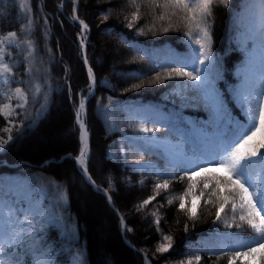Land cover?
I'll list each match as a JSON object with an SVG mask.
<instances>
[{
	"label": "trees",
	"instance_id": "1",
	"mask_svg": "<svg viewBox=\"0 0 264 264\" xmlns=\"http://www.w3.org/2000/svg\"><path fill=\"white\" fill-rule=\"evenodd\" d=\"M246 1L228 0L223 5L214 0L211 15L202 24L208 31L206 38L194 28L191 13L174 7L170 0H78V5L74 0H0V34L17 32L21 42L19 47L9 48L12 57L7 59L15 82L10 76L8 86H19L29 96L18 116L20 125L12 132L13 139L0 149V174L24 176L51 199L60 194L66 197L63 211L70 215L67 223L73 222L69 236L85 264H148L132 245L143 249L153 264H168L193 252L201 255L202 262L228 264L241 237L247 236L246 225L237 227L241 223L239 208L233 222L230 205L226 206L223 212L231 226L227 231L218 226L220 200L213 195V176L190 180L185 175L188 165L170 160L140 131L148 122L157 129L159 139L180 140L185 152L195 155L203 142L215 137L223 145L238 126L248 123L249 106L260 107L264 92V85L261 91L255 87L256 78L251 81V90L245 85L257 39L264 40V12L263 25L257 30L244 17ZM74 6L89 25L87 57L96 77L95 92L87 102L86 121L91 133L88 169L111 194L126 221L125 233L107 193L87 180L75 159L81 149L77 98L79 92L86 93L90 76L79 39L81 24L70 19ZM134 14L138 19H133ZM29 24L30 28L20 30ZM23 41H31V47ZM205 52L209 54L207 60ZM179 55L194 57L192 69L185 68ZM175 69L193 75L199 71L202 80L207 76L210 86L198 87L202 81L177 75ZM210 87L221 94L227 108H215L208 94ZM169 92L177 98L170 100ZM146 103L163 107L169 118L142 116L136 106ZM192 124L205 131L200 140ZM139 158L150 161L154 168L141 173L129 165L130 159ZM154 172L168 183L172 202L167 199L155 210L150 200L138 209L157 191L167 189L156 188ZM205 183L209 184L207 189ZM189 185H193L192 190L185 195ZM193 190L203 193L195 218L189 209L180 208L181 198ZM82 196L89 208L83 213ZM4 197L8 195L0 191V200ZM8 198L14 207L8 215L11 223L16 225L23 217L37 223L38 218L23 210L22 201ZM98 228L111 236L101 242ZM166 234L172 236V247L157 252ZM24 244L20 238L9 245V250L18 247L30 264L32 255ZM62 260L61 251L57 261ZM236 264L246 263L237 260ZM259 264H264V259L260 258Z\"/></svg>",
	"mask_w": 264,
	"mask_h": 264
},
{
	"label": "rangeland",
	"instance_id": "2",
	"mask_svg": "<svg viewBox=\"0 0 264 264\" xmlns=\"http://www.w3.org/2000/svg\"><path fill=\"white\" fill-rule=\"evenodd\" d=\"M245 4H246L245 6L246 11L244 17H246V19L250 21V25L254 26V28L258 30L263 25L262 13L264 12L263 11L264 1L247 0ZM77 5H78V0H77ZM76 14H78V10L74 6L72 9V14L70 15V19L75 20ZM9 32H14V31H9ZM88 32L89 30H87L84 34L81 26V31L79 32L80 43H81V39H83L84 43L87 44ZM256 33H258V31H256ZM257 41H258V47L257 49L254 50V57L251 63V69H249L248 81L245 83V85L246 87L248 86L249 87L248 89L251 90L253 87L251 85V81L253 78H256L255 87H259L261 91V88L264 85V40L258 38ZM84 43L83 45H81L83 57H84V45H85ZM8 51L11 52L10 49H8ZM178 59H180L183 62L186 69L187 68L190 69L195 63L194 57L187 58L184 55H179ZM196 75H200L199 71L196 72ZM15 88H21V87L16 86L13 88H9L8 83L7 84L0 83V92H7L9 96L13 95L12 90H14ZM91 92H92L91 85H89L86 93L83 94L82 92H79L77 98L78 105L81 103L82 100L83 101L85 100V97L87 95L91 96V94H93L95 91L93 93ZM208 94L210 95L218 111H222L225 108H227V103L223 100L221 94L214 87H210ZM167 95L169 96L170 100H174L177 98L176 94H172L170 92L167 93ZM251 98L252 97H249V100H251ZM9 102H11L13 106H15V104L17 103L16 99L9 101L3 95H0V105ZM258 104L260 107H263L264 98L262 96L261 99H259ZM25 107L18 108L17 112L20 114V112L23 111ZM136 109H139V113L144 117L148 115H153L157 119H168L170 116L169 112L163 109V107L159 105L156 106L146 103L141 106H136ZM18 116L12 117V119L14 120L17 126L20 125ZM5 125H6V121L3 118H0V130H2L5 127ZM143 127H147L149 129H155V131L145 132L143 131ZM15 128L12 129V132L14 131ZM192 129L195 130V133L197 135L202 134V130L196 127L194 124H192ZM140 131H141V135L145 138L146 141L150 143H155L159 147H161L163 152L170 160L184 163L188 165L189 169L194 168V170L197 171L198 174L193 176L192 179L219 175L218 172L220 173L223 171L222 169H217L215 166H213L211 171L201 172L199 171L198 167H195V165L199 164L202 160L211 159L212 157L215 156L216 152L219 150L221 146L219 145L218 141H215L214 139H210L207 143L202 145L201 152L199 154L193 155V154H187L185 152L184 148L180 145L181 144L180 140L166 139V138L159 139L157 129L148 122L144 123L141 126ZM0 135L4 136V138L6 139L7 134L0 131ZM3 147H0V149ZM122 151H123V155L126 156L127 155L126 149L122 147ZM128 163L129 165L135 167L141 173H144V171L149 173L154 168V165L150 161L144 158L141 159L139 158L138 160L130 159ZM155 172H158V169H156ZM155 172H154V179H152L154 184L155 185L163 184L164 182L162 181L161 178H158L156 176ZM3 190L8 195V197L11 196L12 198L16 199V201H22L23 210L28 215H34L36 218H38L37 223L32 222L29 219V217H27V220L31 221L30 224L24 222L26 217L19 219V222L16 225L11 223L9 221L8 215L11 214V212L14 210L13 204H11L10 199L8 197H4L3 199L1 198L0 235H2L6 240L9 241V245H12L13 243L17 242L20 238H24L25 240L24 249H27V252L32 255V260L30 264H61L62 262L60 263L57 261V254L61 251L63 252V260H64V261L62 260L63 261L62 264H85L83 254L80 251L73 249L72 246V240L69 234L73 231V225H72L73 222L71 219L69 223H67V218L70 217V215L63 211L64 210L63 208L67 203V199L64 195L60 194L59 197L51 199L48 197L47 192L44 189L35 187L33 184H31L28 181L26 177L16 173L0 174V191ZM161 193H163L162 198L159 199V195ZM153 197H155V199H152L153 202L151 203V206L153 207V209L158 210L159 208H161L163 201L167 199L171 200L172 191L168 188L166 189L165 192L159 190L155 193ZM182 199H183L184 207L189 209L191 212H195L199 210V205L200 202L202 201L201 193H197L195 192V190H193V192L190 195L183 196ZM84 200L85 199L83 196L80 197L79 199L82 213L83 211H85V209L86 211L89 210L87 203L86 201L84 202ZM225 221H227V224L225 223ZM217 224L218 226H221L220 229L223 231L224 230L227 231L230 228L229 226L230 223L225 218L224 212H221V218L218 220ZM98 234H99L98 238L100 239L101 242L105 241L106 239H108L109 236H111L110 233L104 232L103 228H98ZM166 235L171 236L170 234H166ZM251 236H252V231L248 228L247 236H242L241 242L239 244L247 243L250 240ZM172 242L173 241L171 240V244ZM160 243H167V241H164L162 239ZM104 249L105 248L102 246L101 251L104 252ZM263 254L264 253H256L254 257L251 256L245 257L243 259V262H245L246 264H259V260ZM2 255L3 254H0V256ZM197 255L201 257V255L198 252H193L184 255L182 258L176 259L175 261L170 262L168 264H181V261H186L190 258H194ZM5 258H12L14 260H17L19 261V264H29L26 262L25 259L26 257L24 253L18 247L9 250L8 256ZM200 263L210 264V260H206L205 262H202V260H200L199 264ZM193 264H196L194 259H193Z\"/></svg>",
	"mask_w": 264,
	"mask_h": 264
},
{
	"label": "snow or ice",
	"instance_id": "3",
	"mask_svg": "<svg viewBox=\"0 0 264 264\" xmlns=\"http://www.w3.org/2000/svg\"><path fill=\"white\" fill-rule=\"evenodd\" d=\"M220 4L227 5L228 0H218ZM170 3L177 8L185 10L191 13V22L194 28L203 34L204 37H208V31L206 27H202V24L207 17L211 15V7L214 0H170ZM26 6V5H25ZM167 6V5H165ZM78 19V17H76ZM107 19V17H105ZM133 19H138V16L133 15ZM83 28H88L87 24L80 21ZM131 26V25H129ZM30 28L29 25L23 26L20 30L23 32ZM191 35V32H189ZM19 37L17 32H8L6 34H0V83H9L11 76L12 81L15 82L13 74V68L10 66L8 59L11 58L12 53L8 51L10 47H19ZM29 47H31V41H23ZM84 41L81 39V45ZM197 44L201 41L198 39ZM199 51V50H197ZM208 52H205L204 58L208 59ZM86 59V57H85ZM203 64V61H200ZM177 75L188 76L193 81H202L199 86H210L208 85L207 76L202 80L200 75H193L190 72H186L183 69L174 70ZM171 75V73H169ZM94 80V77H93ZM139 87V85H135ZM38 90V89H37ZM13 95L9 96L7 92H0L9 101L16 99L17 103L15 106L11 102L0 105V118L6 121L5 127L0 130L7 134L6 139L0 135V147H3L8 141L13 139L11 132L12 129L17 127L12 117L18 116V108H23L28 104L29 96L22 88H15L12 90ZM264 96V92L261 93ZM243 99H247L243 97ZM84 111V102L81 101L80 107L77 111V123L80 127V141L81 149L79 156L75 159L81 166H84L86 172V158L88 153V131L84 125L81 114ZM248 123L246 125H240L236 131L232 134L231 138L227 140L216 152L215 156L211 159L202 160L195 167L199 168L201 172L211 171L213 166L217 169H222V174L214 175L213 180L215 189L213 195H218L220 200L216 217L219 220L221 218V212L224 211L226 206L230 205L231 212L233 213V222L236 221L237 209H240L239 221L240 224L237 227H243L246 225L251 231L252 236L247 243L239 244L234 249V254L229 258L228 264H236L237 260L243 261L245 257H254L256 253H264V107H251L247 110ZM143 131H155V129H149L143 127ZM259 136V138H257ZM197 171L189 169L185 175L191 180L193 176L197 175ZM183 179V177H180ZM95 183L94 181L92 182ZM204 188L209 187L208 183H205ZM168 183L157 184L156 188H167ZM193 185H189L185 191L192 190ZM227 193V194H225ZM203 195V193H201ZM155 197H150L149 200L143 201L139 208L147 205L150 200ZM238 201V202H237ZM172 201L170 200L169 203ZM208 203H212L211 200ZM180 208H184L183 199L181 198ZM155 215V214H153ZM191 216L195 218L196 213L192 212ZM25 223L30 224L31 221L25 218ZM155 223H159V218L156 219ZM227 224V221H225ZM231 226V225H229ZM163 240L167 243H160L156 251L163 253L167 252L171 247V236H163ZM9 252V241L0 235V264H19V261L12 258H5ZM264 259V255L261 257ZM193 259L196 264H199L201 257L199 255L194 258H190L186 261H181V264H193Z\"/></svg>",
	"mask_w": 264,
	"mask_h": 264
},
{
	"label": "water",
	"instance_id": "4",
	"mask_svg": "<svg viewBox=\"0 0 264 264\" xmlns=\"http://www.w3.org/2000/svg\"><path fill=\"white\" fill-rule=\"evenodd\" d=\"M76 17H78V21L80 22V21H83L84 22V24H87L88 25V23L85 21V20H83V19H81V18H79V16H78V14H76ZM89 29V25H88V28L86 29V30H88ZM84 28H83V33H85V31H86ZM83 35V34H82ZM85 45H84V61H85V63H86V65H87V68H88V71H89V76H90V85L92 86V92L91 93H93L94 91H95V87H96V77H95V73H94V71H93V69H92V67H91V65L89 64V62H88V57H87V44L86 43H84ZM85 57H86V59H85ZM93 77H94V80H93ZM89 97H90V95H87L86 97H85V100H84V103H85V109H86V117H87V102H88V99H89ZM85 117V118H86ZM86 127H87V130H88V136H89V153H90V136H91V133H90V131H89V129H88V123H87V121H86ZM80 153V152H79ZM78 157V156H77ZM89 158V157H88ZM77 162H78V160H77ZM84 170V169H83ZM84 174H85V176H86V178H87V180L95 187V188H97L98 190H100V191H105L106 193H107V195H108V197H109V199H110V203L114 206V208L117 210V212L119 213V215H120V217H121V219H122V226H123V230H126V221H125V219L123 218V215L121 214V212L119 211V209L115 206V204H114V202H113V200H112V197H111V194L107 191V189H105V187H103L102 185H100V184H98L95 180H94V178H93V176L91 175V173H90V171H89V169H88V160H87V166H86V172L84 171ZM95 182L94 184L92 183V182ZM129 242V241H128ZM130 243V242H129ZM131 244V243H130ZM135 249H137L138 251H140V252H142L144 255H145V257H146V259H147V261H148V263L149 264H153L152 263V261L150 260V258L147 256V254L141 249V248H139V247H136L135 245H132Z\"/></svg>",
	"mask_w": 264,
	"mask_h": 264
},
{
	"label": "bare ground",
	"instance_id": "5",
	"mask_svg": "<svg viewBox=\"0 0 264 264\" xmlns=\"http://www.w3.org/2000/svg\"><path fill=\"white\" fill-rule=\"evenodd\" d=\"M84 102V101H83ZM81 104V103H80ZM80 104H79V107H80ZM81 116H82V119H83V122H84V125L86 126V109H85V103H84V111H83V113L81 114ZM87 128V127H86ZM88 131V130H87ZM77 156H79V154H77ZM76 156V157H77ZM88 156H89V136H88V153H87V158H86V166H87V159H88ZM75 157V158H76ZM77 160V159H76ZM80 165V164H79ZM80 167L82 168V169H84V166H81L80 165Z\"/></svg>",
	"mask_w": 264,
	"mask_h": 264
}]
</instances>
